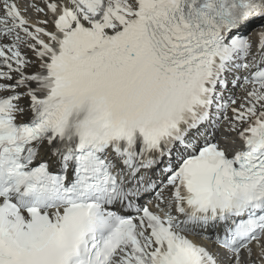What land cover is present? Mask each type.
Instances as JSON below:
<instances>
[{"label": "snow or ice", "instance_id": "obj_1", "mask_svg": "<svg viewBox=\"0 0 264 264\" xmlns=\"http://www.w3.org/2000/svg\"><path fill=\"white\" fill-rule=\"evenodd\" d=\"M253 244L264 0H0V264H256Z\"/></svg>", "mask_w": 264, "mask_h": 264}, {"label": "bare ground", "instance_id": "obj_2", "mask_svg": "<svg viewBox=\"0 0 264 264\" xmlns=\"http://www.w3.org/2000/svg\"><path fill=\"white\" fill-rule=\"evenodd\" d=\"M17 2L19 4V7L22 10L23 8L26 9V7L29 4L30 0H17ZM22 11H24V10H22ZM26 18H29L30 22H35L36 19H37L35 14L30 9L26 12ZM258 24H259V22H257V25ZM250 33H251V31H250ZM243 75H246V73H244L243 71L240 72V73H237L238 79L236 81L237 82L236 86H234L233 84H230L225 95H230L231 98H233V97L234 98H242L245 95V91H244V87L245 86L241 84V81L243 80V78H242ZM230 79H231V77H230ZM238 84H240L241 86L239 87ZM247 87H248L249 90L251 89L249 86H247ZM228 114H229V116L231 115L230 112ZM226 127H227V124L223 120H221L220 121V125H219V130L215 131V135L231 138V140L229 141L228 144H229L230 148H234V147H236V144H239V141H237V143L235 145L231 144V141L236 139V138H235V136H231V137L228 136V133L225 131ZM211 135L212 134H210L209 136H211ZM219 142H220L221 146H226L224 141H219ZM207 245H210V243H207ZM254 245L255 244H253L252 246H254ZM251 259L253 261H255L256 264H261V263L264 264V259H261L260 255L258 253H256V251H254V249H252V257H251Z\"/></svg>", "mask_w": 264, "mask_h": 264}, {"label": "rangeland", "instance_id": "obj_3", "mask_svg": "<svg viewBox=\"0 0 264 264\" xmlns=\"http://www.w3.org/2000/svg\"><path fill=\"white\" fill-rule=\"evenodd\" d=\"M22 10H25V8H23ZM241 83H242V85H243V81H242ZM238 86L240 87L241 85L239 84ZM248 86L251 88V85H248ZM230 137H231V136H230ZM219 139H220V138H219ZM228 140L230 141L231 138H228ZM226 147H228L230 150H232V148H230L229 144H227ZM252 248H254V251H256V253L259 254V252H260V248H259V247H252Z\"/></svg>", "mask_w": 264, "mask_h": 264}]
</instances>
